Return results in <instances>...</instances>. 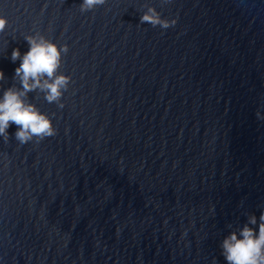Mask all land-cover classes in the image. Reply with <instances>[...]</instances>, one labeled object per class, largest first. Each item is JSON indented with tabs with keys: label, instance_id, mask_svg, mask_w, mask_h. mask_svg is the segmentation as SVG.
Segmentation results:
<instances>
[{
	"label": "water",
	"instance_id": "1",
	"mask_svg": "<svg viewBox=\"0 0 264 264\" xmlns=\"http://www.w3.org/2000/svg\"><path fill=\"white\" fill-rule=\"evenodd\" d=\"M82 2L0 0V97L28 36L67 45L71 77L63 108L26 99L55 136L0 137V264H227L264 212V0Z\"/></svg>",
	"mask_w": 264,
	"mask_h": 264
},
{
	"label": "clouds",
	"instance_id": "2",
	"mask_svg": "<svg viewBox=\"0 0 264 264\" xmlns=\"http://www.w3.org/2000/svg\"><path fill=\"white\" fill-rule=\"evenodd\" d=\"M106 2L107 0H83L80 10L92 11ZM163 2L171 3L172 0H163ZM140 23L167 30L175 26L176 20L161 19L155 8L148 7L141 16ZM7 25V19L0 17V33L4 32ZM25 39L29 51L22 58L18 48L11 54L12 62L21 60L13 77L19 80L21 87L19 89L9 87L0 97V137L7 142L9 140L7 130L14 124L18 128L14 134L15 139L21 145L33 140L39 143L57 134L48 115L41 113L34 104L26 103L28 93L39 89L45 94L44 98L48 103H56L63 108L64 105L60 101L71 81L69 76L57 75L62 66V55L68 52L67 45L58 47L40 34ZM4 79V73L0 71V81ZM257 115L259 117V113ZM259 118L264 119V117ZM248 225H257L255 215L249 217L248 224L240 229L239 234L232 232L223 239L220 247L227 264H264V212L259 216L258 232Z\"/></svg>",
	"mask_w": 264,
	"mask_h": 264
}]
</instances>
